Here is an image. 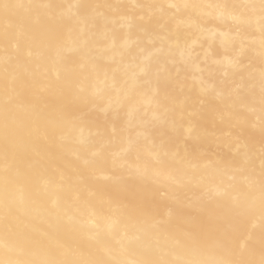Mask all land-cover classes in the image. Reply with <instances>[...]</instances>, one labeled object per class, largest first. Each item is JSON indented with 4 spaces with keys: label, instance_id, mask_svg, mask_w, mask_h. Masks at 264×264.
Here are the masks:
<instances>
[{
    "label": "bare ground",
    "instance_id": "bare-ground-1",
    "mask_svg": "<svg viewBox=\"0 0 264 264\" xmlns=\"http://www.w3.org/2000/svg\"><path fill=\"white\" fill-rule=\"evenodd\" d=\"M185 3L259 0H0V260L264 261L259 11Z\"/></svg>",
    "mask_w": 264,
    "mask_h": 264
},
{
    "label": "snow or ice",
    "instance_id": "snow-or-ice-1",
    "mask_svg": "<svg viewBox=\"0 0 264 264\" xmlns=\"http://www.w3.org/2000/svg\"><path fill=\"white\" fill-rule=\"evenodd\" d=\"M4 8L5 12L8 11L12 5H9L7 3H4L2 5ZM169 7L173 8H178V7H183L185 9H195V8H211V9H219L220 10V15L221 16H227L229 19L233 20L237 24H245L249 23L247 19L243 16V14H236L234 9L237 7H244L251 9L253 11L257 10L259 11V22H260V30H261V38H260V44L261 48L264 49V0H259V4H248V5H242V6H228V5H220V4H208V5H195V4H188L185 3L184 5H176V4H171ZM80 92L84 91L83 86H80L79 88ZM261 103L264 104V71L261 72ZM5 132L7 133V123L5 124ZM146 171V170H145ZM262 189H264V174H262ZM39 244L40 241H37ZM7 247V245H5ZM9 251H13V249H9ZM0 264H70L68 261L64 260H58V259H45V260H34V261H19V260H0ZM93 264H102V262H93ZM189 264H195V262H189ZM261 264H264V261H261Z\"/></svg>",
    "mask_w": 264,
    "mask_h": 264
}]
</instances>
